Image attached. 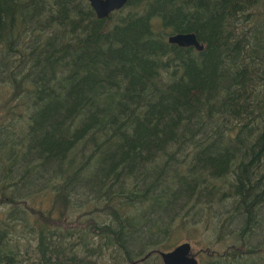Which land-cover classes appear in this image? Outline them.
Masks as SVG:
<instances>
[{
	"label": "trees",
	"instance_id": "obj_1",
	"mask_svg": "<svg viewBox=\"0 0 264 264\" xmlns=\"http://www.w3.org/2000/svg\"><path fill=\"white\" fill-rule=\"evenodd\" d=\"M0 88V264H264V0H0Z\"/></svg>",
	"mask_w": 264,
	"mask_h": 264
},
{
	"label": "water",
	"instance_id": "obj_2",
	"mask_svg": "<svg viewBox=\"0 0 264 264\" xmlns=\"http://www.w3.org/2000/svg\"><path fill=\"white\" fill-rule=\"evenodd\" d=\"M99 19H106L112 13L121 10L130 0H88ZM169 42L183 48H195L203 51L204 46L200 44L193 33H179L171 35ZM161 257L163 264H200L197 254L194 252L190 242H185L169 251H156Z\"/></svg>",
	"mask_w": 264,
	"mask_h": 264
},
{
	"label": "rangeland",
	"instance_id": "obj_3",
	"mask_svg": "<svg viewBox=\"0 0 264 264\" xmlns=\"http://www.w3.org/2000/svg\"><path fill=\"white\" fill-rule=\"evenodd\" d=\"M3 90L0 88V93H2ZM77 214H74L72 216V220H74L76 218ZM188 235L187 234H180V237H179V240H180V243H185V242H190L193 246V249H194V252L197 254V258L198 260L200 261L201 260V255L202 254H199L203 248V245H204V242H205V235H204V231H203V228H199L197 232L195 231H192L190 233V241H188ZM191 237H192V240H191ZM217 249H221L220 246H216ZM163 264V263H162Z\"/></svg>",
	"mask_w": 264,
	"mask_h": 264
}]
</instances>
